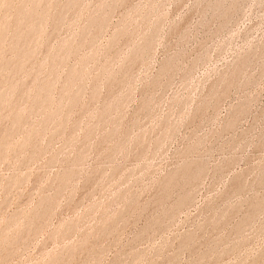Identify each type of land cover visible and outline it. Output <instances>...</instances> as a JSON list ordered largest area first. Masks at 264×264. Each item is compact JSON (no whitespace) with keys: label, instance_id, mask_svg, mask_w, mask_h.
Here are the masks:
<instances>
[{"label":"rangeland","instance_id":"374dc122","mask_svg":"<svg viewBox=\"0 0 264 264\" xmlns=\"http://www.w3.org/2000/svg\"><path fill=\"white\" fill-rule=\"evenodd\" d=\"M0 264H264V0H0Z\"/></svg>","mask_w":264,"mask_h":264}]
</instances>
